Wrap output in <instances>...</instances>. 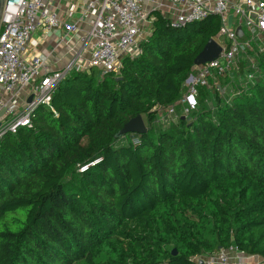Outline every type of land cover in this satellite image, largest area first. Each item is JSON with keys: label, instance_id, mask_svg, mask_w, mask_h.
Instances as JSON below:
<instances>
[{"label": "trees", "instance_id": "1", "mask_svg": "<svg viewBox=\"0 0 264 264\" xmlns=\"http://www.w3.org/2000/svg\"><path fill=\"white\" fill-rule=\"evenodd\" d=\"M155 17L119 75L72 71L57 118L40 107L0 138V264H204L230 248L264 260V81L230 102L200 89L211 107L157 128L222 24ZM138 116L147 133L119 137Z\"/></svg>", "mask_w": 264, "mask_h": 264}, {"label": "built area", "instance_id": "2", "mask_svg": "<svg viewBox=\"0 0 264 264\" xmlns=\"http://www.w3.org/2000/svg\"><path fill=\"white\" fill-rule=\"evenodd\" d=\"M166 1L167 6L157 0H87L82 17L88 31L81 38L83 44L91 41L87 65L71 61L63 68L51 71L41 56L25 58L31 37L40 30L58 29L67 35H76L80 34V25L72 21V14L66 19L52 11L49 0H7L0 29V138L8 132L16 133L21 127L32 129L35 112L40 107L51 110L57 118L52 96L72 71L90 73L97 70L101 77L112 73L119 75L122 60L140 53L139 46L149 36L156 20L155 13L168 17L174 29L212 16L218 17L222 24L214 39L221 47V54L212 62L195 66L186 82L185 93L166 110L169 118L190 116L198 107L196 101L200 89L216 88L219 91L222 80L238 79L244 90L248 89L249 83L264 81V0ZM238 27L242 28V37L236 34ZM242 91L238 90L237 95ZM220 96L231 101L229 94ZM85 169L87 167L82 171ZM206 263L264 264V260L230 248L208 258Z\"/></svg>", "mask_w": 264, "mask_h": 264}, {"label": "crops", "instance_id": "3", "mask_svg": "<svg viewBox=\"0 0 264 264\" xmlns=\"http://www.w3.org/2000/svg\"><path fill=\"white\" fill-rule=\"evenodd\" d=\"M86 1L49 0L51 10L61 17L70 19L68 17L72 14V21L78 23L81 27L80 34L67 35L62 29L37 31L27 45L24 53L25 58L31 59L41 56L51 71L61 69L71 61H75L77 65L86 66L91 49L90 40H87L84 44L81 43L82 36L88 31V25L82 17V10ZM157 1L164 6L168 5L166 0ZM147 5L150 4L147 2Z\"/></svg>", "mask_w": 264, "mask_h": 264}, {"label": "water", "instance_id": "4", "mask_svg": "<svg viewBox=\"0 0 264 264\" xmlns=\"http://www.w3.org/2000/svg\"><path fill=\"white\" fill-rule=\"evenodd\" d=\"M7 0H0V29L2 25V18L4 14V9L6 6ZM233 18L232 16L229 17V26H232ZM236 34L239 37L243 36V31L241 27H238L236 29ZM221 47L217 44V42L214 39H211L207 45L205 46L202 53L198 56V58L195 61V66H201L203 64H206L208 62H212L213 60L217 59L219 55L221 54ZM4 113V112H3ZM2 113V114H3ZM147 126L145 125V122L141 116L136 117L135 119H132L129 123H127L124 127V129L121 131L119 137H124L128 134H139L143 135L147 133ZM176 254V252H174ZM203 264V263H200Z\"/></svg>", "mask_w": 264, "mask_h": 264}, {"label": "rangeland", "instance_id": "5", "mask_svg": "<svg viewBox=\"0 0 264 264\" xmlns=\"http://www.w3.org/2000/svg\"><path fill=\"white\" fill-rule=\"evenodd\" d=\"M241 84L242 83L238 79H236L235 81H230L228 79L222 80L219 84V88H220L219 91L216 88L208 89L209 98H211V96L214 97V95H216V93H218L219 95H222V96H224L225 94H229L231 96L234 93L235 89L237 87H239ZM204 99H205L204 96H199L197 98L196 104L198 105V107L202 104H206L207 106L211 107V100H209L208 98H206L205 100ZM158 114L159 115H158L157 120L159 119V121L157 122V128L158 127L166 128L172 123L171 119H169V117L167 116L166 113L160 112ZM144 122H145V125L148 126L146 123V119ZM136 143H137V141L135 140L134 144H136ZM205 264H207L206 261H205Z\"/></svg>", "mask_w": 264, "mask_h": 264}, {"label": "snow or ice", "instance_id": "6", "mask_svg": "<svg viewBox=\"0 0 264 264\" xmlns=\"http://www.w3.org/2000/svg\"><path fill=\"white\" fill-rule=\"evenodd\" d=\"M44 83H45V84H47V83H48V81H44ZM25 122H27V121H25Z\"/></svg>", "mask_w": 264, "mask_h": 264}]
</instances>
